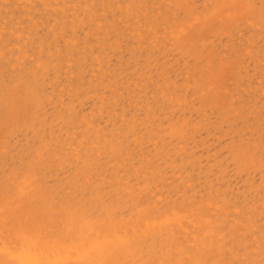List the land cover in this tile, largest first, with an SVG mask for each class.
I'll list each match as a JSON object with an SVG mask.
<instances>
[{
    "label": "rangeland",
    "instance_id": "1",
    "mask_svg": "<svg viewBox=\"0 0 264 264\" xmlns=\"http://www.w3.org/2000/svg\"><path fill=\"white\" fill-rule=\"evenodd\" d=\"M23 252L264 264V0H0V263Z\"/></svg>",
    "mask_w": 264,
    "mask_h": 264
},
{
    "label": "bare ground",
    "instance_id": "2",
    "mask_svg": "<svg viewBox=\"0 0 264 264\" xmlns=\"http://www.w3.org/2000/svg\"><path fill=\"white\" fill-rule=\"evenodd\" d=\"M193 215V214H192ZM160 222V221H159ZM141 226V225H140ZM172 229V228H171ZM193 229V228H192ZM187 230V229H186ZM204 232V231H203ZM188 238V237H187ZM196 238V237H195ZM194 238V239H195ZM92 245H94V244H92ZM112 245V244H111ZM100 246V245H99ZM97 244L96 245H94L93 246V249H99L100 247H99ZM114 246V245H113ZM108 248V247H107ZM73 249V248H72ZM91 249H92V247H91ZM27 250H28V248H27ZM45 250V249H44ZM96 251H98V250H96ZM104 252H105V249H104ZM103 252V253H104ZM19 253V252H18ZM94 253V252H93ZM5 255H7V254H5ZM104 256V255H103ZM94 257H96V255L94 256ZM101 257V256H100ZM8 258V257H7ZM7 258H6V260H7ZM19 258H20V260L22 261V263L23 264H35V262H36V258L33 256V254H30V253H27V252H23V253H21L20 255H19ZM103 258V257H102ZM111 258V257H110ZM96 259H98V258H96ZM103 260H105V259H103ZM16 261L18 262V260L16 259ZM99 261H100V259H99ZM76 263V262H75ZM103 263V262H102ZM1 264V263H0ZM47 264V263H46ZM81 264V263H80ZM94 264V263H93ZM101 264V263H100ZM107 264V263H106Z\"/></svg>",
    "mask_w": 264,
    "mask_h": 264
}]
</instances>
